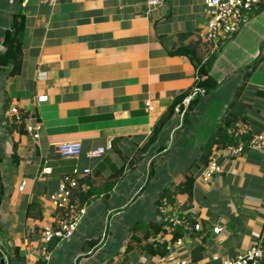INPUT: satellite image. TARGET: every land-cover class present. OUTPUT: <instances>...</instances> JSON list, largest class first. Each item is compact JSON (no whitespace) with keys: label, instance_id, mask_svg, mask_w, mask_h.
Masks as SVG:
<instances>
[{"label":"crops","instance_id":"crops-1","mask_svg":"<svg viewBox=\"0 0 264 264\" xmlns=\"http://www.w3.org/2000/svg\"><path fill=\"white\" fill-rule=\"evenodd\" d=\"M203 9V0L155 7L146 0H0V52L12 17L20 12L24 21L13 64L0 67V264H164L162 255L141 249L145 242L166 243L189 264H220L250 247L264 225V155L245 149L221 156L222 170L207 181L198 177V157L225 113L231 123L247 119L253 133L264 129V0L216 48L200 36ZM183 47L201 61L216 53L215 85L201 90L189 123L182 125L174 109L152 139L173 98L198 80L191 58L176 52ZM13 105L35 111L37 139L26 123L22 133L9 131L5 111ZM66 141L80 142L77 156L59 154ZM99 147L101 154L86 156ZM187 175L194 177L190 196L162 197L200 228L179 244L164 231L137 241L145 236L135 223L159 222L160 192H173ZM65 176L86 186L73 192L86 214L69 239L49 244L43 260L40 231L59 216L49 195Z\"/></svg>","mask_w":264,"mask_h":264},{"label":"built area","instance_id":"built-area-1","mask_svg":"<svg viewBox=\"0 0 264 264\" xmlns=\"http://www.w3.org/2000/svg\"><path fill=\"white\" fill-rule=\"evenodd\" d=\"M41 1L53 3V0ZM162 1L146 0V4L148 7H155ZM260 2L261 0H203L206 22L201 30V38L203 41L212 44L213 48H216L219 43L232 38L234 34L249 22L251 14ZM189 97L182 101L183 107H186ZM44 98V96L40 95L36 97V100L42 101ZM175 112L179 116L182 115L179 105L175 107ZM22 115L21 110L14 105L5 111L7 118H13L16 121H20ZM25 123L26 132L34 139H37L41 130V123L38 120L31 121V119L29 121L26 120ZM227 133L235 138L237 142L213 150L198 176L200 180L207 181L214 174L222 170V165L219 162V157L221 156L226 159H232L241 155L245 148L264 155V129L253 133L252 126L248 121L237 120L227 128ZM243 137H247L248 139L243 140ZM57 148L60 155L74 157L80 153L81 144L79 141H66L59 143ZM103 151V147H99L87 152L86 156L94 157ZM86 172H88L87 169L84 170V173ZM74 173L76 174L77 171L75 170ZM24 182L20 183L19 190H22ZM77 189L84 192L86 186L80 184L75 176H65L60 181L58 189L49 195L54 208L59 211V216L51 224L44 225L40 231L39 256L43 260H47L50 257L49 244L54 240L64 241L69 239L86 214L85 206L79 205L74 199L73 192ZM157 210V219L165 227L164 232L166 233H171L175 227H180L186 233L200 228L198 222L186 214L176 211L167 201L166 197L160 199ZM220 230L219 226L212 228V232L214 233H219ZM175 242L179 244L180 240L177 239ZM167 250L168 252L165 255L160 256V260L164 264H189L187 257L175 255L171 252L170 245H167ZM220 264H264V225L261 231L254 236L249 248L233 256L226 257Z\"/></svg>","mask_w":264,"mask_h":264},{"label":"trees","instance_id":"trees-1","mask_svg":"<svg viewBox=\"0 0 264 264\" xmlns=\"http://www.w3.org/2000/svg\"><path fill=\"white\" fill-rule=\"evenodd\" d=\"M262 4L263 0H261L254 12L259 11ZM23 27V15L19 12L12 17L9 28L4 31L3 39L1 42L4 46V50L0 52V67H7L13 64V57H15L14 53L16 48L15 45L23 32ZM192 50L190 47H183L181 50L179 49V51L177 50L176 52H181L182 54L184 53L185 55H188L191 58L192 62L194 63V66L197 68L198 80L193 83V86H191L189 90L183 91L173 98L172 102L169 104L165 112L162 114L158 122L153 127L151 133V138L153 137L152 139H154L155 135L173 115L174 109L177 105H179V109L182 112V115L180 117L182 125L189 123L190 119H192L193 113L195 112L196 108L199 105V102L202 99L203 94L201 93V90L203 89L204 93H207L215 85V80L210 76V68L216 58V53L209 54L205 58V60L201 61L195 55L194 50ZM240 87L241 86H239L238 88L239 90ZM194 88H197L198 90L192 93ZM187 97H189L188 103L186 107H183L182 101ZM21 112L23 114V119L21 118L20 121H16L13 118L9 119V131H11L14 127H18L19 131L22 133V127L24 126L26 120H38L35 111L28 112L25 110H21ZM233 119L234 118H232L228 113H225L223 117H221L219 123L214 127L213 131L208 136V138L199 145L198 159L204 164V166L214 149L221 148L223 146H226L227 144L234 142L232 137H229V135L226 133V128L228 127V125L233 124L231 123ZM193 182L194 177L192 175H187L185 180L182 181L179 185H177L173 192L168 189H163L160 192L158 199H160L164 195L172 201V196L176 193H186L190 196ZM133 227L134 229L138 227L144 232L145 238L138 239L137 241H146L150 237V235H155L157 233H160L161 231H165V227L161 222H137ZM170 234L171 242H175L183 235H186V232H184L180 227H175L173 228ZM54 243L55 242H52L50 244V247H53ZM166 246V243L145 242L141 249L149 255L157 256L165 255L168 252Z\"/></svg>","mask_w":264,"mask_h":264},{"label":"rangeland","instance_id":"rangeland-1","mask_svg":"<svg viewBox=\"0 0 264 264\" xmlns=\"http://www.w3.org/2000/svg\"><path fill=\"white\" fill-rule=\"evenodd\" d=\"M155 181H157L156 178H155V180H152L151 182H149V185L147 186V190L149 192L152 190V186L154 185V183H156Z\"/></svg>","mask_w":264,"mask_h":264}]
</instances>
